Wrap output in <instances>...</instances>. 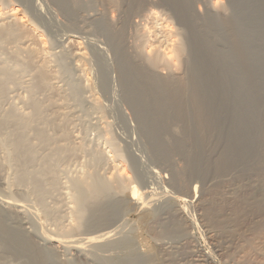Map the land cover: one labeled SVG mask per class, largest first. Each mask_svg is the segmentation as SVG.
I'll return each instance as SVG.
<instances>
[{
	"label": "rangeland",
	"instance_id": "374dc122",
	"mask_svg": "<svg viewBox=\"0 0 264 264\" xmlns=\"http://www.w3.org/2000/svg\"><path fill=\"white\" fill-rule=\"evenodd\" d=\"M0 30V264H264V0H0Z\"/></svg>",
	"mask_w": 264,
	"mask_h": 264
},
{
	"label": "bare ground",
	"instance_id": "6f19581e",
	"mask_svg": "<svg viewBox=\"0 0 264 264\" xmlns=\"http://www.w3.org/2000/svg\"><path fill=\"white\" fill-rule=\"evenodd\" d=\"M114 1V0H113ZM131 1V0H130ZM149 2V1H148ZM151 2H153V1H151ZM197 2V1H196ZM134 2H132V4H133ZM136 3V2H135ZM140 4V3H139ZM153 4V3H152ZM148 5V4H147ZM159 5V4H158ZM124 6V5H123ZM127 6V5H126ZM160 6H162L161 4H160ZM116 7V6H115ZM148 7V6H147ZM167 7V6H166ZM150 8H152V7H150ZM157 8H158V6H157ZM177 9V8H176ZM142 10V9H141ZM162 10V9H161ZM182 10V9H181ZM158 11V10H157ZM138 12V11H137ZM141 12V11H140ZM160 12V11H159ZM182 12V11H181ZM185 12V11H184ZM125 13V12H124ZM165 13V12H164ZM138 15V14H137ZM143 15V14H142ZM149 15V14H148ZM116 16V15H115ZM134 16V15H133ZM114 17V16H113ZM143 17V16H142ZM126 18H128V17H126ZM151 18V17H150ZM130 19H131V17H130ZM148 19V16H147V18H146V20ZM152 19V18H151ZM156 19V18H155ZM145 20V21H146ZM159 20V19H158ZM196 20V19H195ZM115 21V20H114ZM120 21V20H119ZM161 21V20H160ZM127 22V21H126ZM148 22V21H147ZM169 22H171V21H169ZM150 23H151V20H150ZM167 23V22H166ZM136 24V23H135ZM152 24V23H151ZM159 24V23H158ZM192 24V23H191ZM115 25V24H114ZM167 25V24H166ZM8 26H10V25H8ZM142 26V25H141ZM148 26H150V25H148ZM168 26V25H167ZM190 26V25H189ZM197 26V25H196ZM118 27V26H117ZM152 27V26H151ZM228 27H230V26H228ZM2 28V27H1ZM147 28V27H146ZM149 28V27H148ZM196 28V27H195ZM125 29V28H124ZM144 29V28H143ZM227 29V28H226ZM230 29V28H229ZM111 30V29H110ZM148 30V29H147ZM193 30V29H192ZM197 30V29H196ZM1 31V30H0ZM8 31V30H7ZM120 31V30H119ZM144 31H146V29H144ZM158 31V30H157ZM161 31V30H160ZM165 31H167V30H165ZM226 31V30H225ZM234 31V30H233ZM153 32V31H152ZM170 32V31H169ZM193 32V31H192ZM228 32V31H227ZM125 33V32H124ZM172 33V32H171ZM185 33V32H184ZM183 33V34H184ZM144 34H145V32H144ZM152 34V33H151ZM159 34V33H158ZM162 34V33H161ZM174 34V33H173ZM186 34H188V32L186 33ZM233 34H234V32H233ZM8 35V34H7ZM164 35V34H163ZM143 36H145V35H143ZM148 36V35H147ZM172 35H170V37H171ZM177 36V35H176ZM146 37V36H145ZM180 37V36H179ZM186 37V36H185ZM184 37V38H185ZM161 38V37H160ZM162 40H163V38H161ZM165 39H167V38H165ZM169 39H171V38H169ZM168 40V39H167ZM175 42V41H174ZM173 42V43H174ZM228 42V41H227ZM233 42V41H232ZM161 43V42H160ZM178 43H179V41H178ZM174 44L173 46H172V51H174V54H175V57L177 56V57H179L180 56V54L183 52L182 50H183V48H182V46L180 45V44ZM223 44V43H222ZM236 44V43H235ZM204 45V44H203ZM205 46V45H204ZM210 47V46H209ZM197 48V47H196ZM198 49V48H197ZM228 49V48H227ZM141 50H143L142 48H141ZM196 51V50H195ZM208 51V50H207ZM243 51V50H242ZM145 52V51H144ZM186 52V51H185ZM153 53V52H152ZM169 54V53H168ZM153 55V54H152ZM179 55V56H178ZM196 55V54H195ZM194 54H193V56H195ZM245 55V54H244ZM148 56V55H147ZM147 56H146V58H147ZM243 56V55H242ZM252 56H253V54H252ZM176 57V58H177ZM184 57V56H183ZM146 58H144V59H146ZM148 60H149V62L152 64V62L154 63L155 61L157 62V64H159L158 63V61L159 62H162L163 64H165V65H169L170 64V62H171V59H172V56H171V54H169V55H167V54H165V56H159L158 54H156L155 55V57H153L152 58V56L151 57H149V58H147ZM178 59V58H177ZM237 59V58H236ZM235 59V60H236ZM240 59H242V58H240ZM173 61H174V59H173ZM204 61V60H203ZM202 62V61H201ZM214 62H216V59H215V61ZM213 62V63H214ZM243 62V61H242ZM147 63V62H146ZM129 64V63H128ZM144 64H145V62H144ZM155 64V63H154ZM162 64V65H163ZM225 64H227V63H225ZM177 65V64H176ZM146 66H147V64H146ZM150 66H152V65H150ZM154 66H156V65H154ZM173 66V65H172ZM178 66H180V65H178ZM178 66H176V67H178ZM218 66V65H217ZM126 67V66H125ZM130 67V66H129ZM153 67V66H152ZM164 67H166V66H164ZM170 67V66H169ZM168 67V68H169ZM175 67V66H174ZM247 68V67H246ZM141 69H143V68H141ZM179 69V68H178ZM167 70H169V69H167ZM176 70V69H175ZM185 70V69H184ZM202 70V69H201ZM152 71V70H151ZM172 71V70H171ZM149 72V71H148ZM156 72V71H155ZM164 72V71H163ZM174 72V71H173ZM172 72V73H173ZM175 72H177V71H175ZM264 72V71H263ZM138 73V72H137ZM139 73H140V71H139ZM158 73H160V72H158ZM162 73V72H161ZM190 73V72H189ZM136 74V73H135ZM152 74V73H151ZM166 74H168V73H166ZM203 74H204V72H203ZM124 75V74H123ZM130 75V74H129ZM146 75V74H145ZM181 75V74H180ZM182 75H183V73H182ZM141 76V75H140ZM171 76V75H170ZM174 76V75H173ZM190 76V75H189ZM159 77V76H158ZM163 77V76H162ZM149 78V77H148ZM154 78V77H153ZM155 78H157L156 76H155ZM164 78V79H163ZM162 79L163 80H165V83H167L166 81H169L170 79L167 77V76H165V77H163ZM190 78V77H189ZM132 79V78H131ZM173 79V78H172ZM135 80V79H134ZM148 80V79H147ZM173 80H175V79H173ZM184 80V79H183ZM255 80V79H254ZM131 81V80H130ZM172 81V80H171ZM177 81H178V79H177ZM140 82V81H139ZM145 82H146V80H145ZM144 82V83H145ZM181 83L180 84H182V83H184V81H180ZM188 82V81H187ZM261 82V81H260ZM151 83V82H150ZM164 83V84H165ZM174 83V82H173ZM179 84V83H178ZM223 84V83H222ZM133 85V84H132ZM143 85V84H142ZM142 85H141V87H142ZM157 85V84H156ZM166 85V84H165ZM170 85V84H169ZM235 85H237V84H235ZM153 86V85H152ZM176 86V85H175ZM184 86V85H183ZM239 86V85H238ZM154 87V86H153ZM166 87V86H165ZM164 87V88H165ZM177 87V86H176ZM182 87V86H181ZM188 87V86H187ZM197 87V86H196ZM242 86L240 85V88H241ZM240 88H238L239 90H242V89H240ZM142 89V88H141ZM148 89V88H147ZM146 89V90H147ZM158 89V88H157ZM167 89V88H166ZM237 89V90H238ZM133 90V89H132ZM236 90V91H237ZM131 91V90H130ZM151 92H152V90H150ZM202 91V90H201ZM232 91H234V90H232ZM244 91V90H243ZM159 92V91H158ZM157 92V93H158ZM176 92V91H175ZM187 92V91H186ZM240 92H242V91H240ZM166 93H168V92H166ZM192 93V92H191ZM198 93V92H197ZM238 93V92H237ZM130 94V93H129ZM165 94V93H164ZM179 94V93H178ZM205 94V93H204ZM234 94H236V93H234ZM140 95V94H139ZM174 95V94H173ZM187 95H189V94H187ZM239 95V94H238ZM242 95H243V93H242ZM137 96V95H136ZM145 96V95H144ZM169 96V95H168ZM199 96V95H198ZM197 95H196V97H198ZM218 96V95H217ZM170 97H172V96H170ZM169 97V98H170ZM202 97V96H201ZM139 98V97H138ZM149 98V97H148ZM181 98V97H180ZM215 98H216V96H215ZM140 99V98H139ZM150 99V98H149ZM198 99V98H197ZM217 99H218V97H217ZM220 99V98H219ZM143 100V99H142ZM159 101H160V99H158ZM171 100V99H170ZM174 100V99H173ZM209 100V99H208ZM207 100V101H208ZM137 101V100H136ZM148 101V100H147ZM152 101V100H151ZM153 101H155V100H153ZM176 101V100H175ZM187 101V100H186ZM185 101V102H186ZM205 101V100H204ZM203 101V102H204ZM178 102V101H177ZM191 102V101H190ZM202 102V101H201ZM140 103V102H139ZM138 103V104H139ZM149 103V102H148ZM151 103V102H150ZM169 103V102H168ZM179 103V102H178ZM189 103V102H188ZM193 103V102H192ZM141 104V103H140ZM142 104H143V102H142ZM146 104V103H145ZM173 104H175V103H173ZM179 104H181L182 105V102L181 103H179ZM191 104V103H190ZM209 104V103H208ZM257 104V103H256ZM152 105H155V104H152ZM164 105V104H163ZM163 105L161 106V107H163ZM166 105V104H165ZM189 105V104H188ZM202 105V104H201ZM200 105V106H201ZM238 105V104H237ZM151 106V105H150ZM171 106H172V104H171ZM175 106V105H174ZM183 106V105H182ZM181 106V107H182ZM196 106V105H195ZM199 106V107H200ZM209 106H211L210 104H209ZM142 107V106H141ZM145 107V106H144ZM178 107V106H177ZM205 107H206V105H205ZM146 108V107H145ZM179 108V107H178ZM187 108V107H186ZM189 108V107H188ZM204 108V107H203ZM220 108V107H219ZM218 108V109H219ZM226 108V107H225ZM144 109V108H143ZM170 109V108H169ZM173 108H171V110H172ZM177 109V108H176ZM182 109H184V107L182 108ZM191 109V108H190ZM207 109H209V108H207ZM237 109V108H236ZM150 110H152V109H150ZM162 110V109H161ZM165 110V109H164ZM210 110H212V109H210ZM210 110H208V112L205 110H203V111H201V112H198V113H196L197 114V116H195V117H199V119L197 120V121H199L200 119H201V121L203 120V125L205 126V121L208 119L207 117H209L208 115H211V111ZM154 111V110H153ZM190 111V110H189ZM188 111V112H189ZM210 111V112H209ZM233 112H234V110H232ZM167 112H169L168 110L166 111V113ZM179 112V111H178ZM236 112H238L237 110H236ZM153 113V112H152ZM235 114V113H234ZM251 114V113H250ZM139 115V114H138ZM173 115V114H172ZM180 115H182V114H180ZM238 116L240 115V116H242L241 115V113L240 114H237ZM144 116V115H143ZM150 116V115H149ZM221 116V115H220ZM234 116V115H233ZM232 116V117H233ZM185 117V116H184ZM212 117H214V116H212ZM227 119H228V115L226 114V116H225ZM182 118V117H181ZM223 118V117H222ZM237 117H235V119H236ZM188 119V118H187ZM191 119V118H190ZM219 119H221V118H219ZM227 119H224V120H227ZM231 119H233V118H231ZM158 120V119H157ZM177 120V119H176ZM179 120V119H178ZM218 120V119H217ZM212 121V120H211ZM220 121V120H219ZM232 121V120H231ZM236 121V120H235ZM233 122V124H236L237 122ZM196 122V121H195ZM188 123V122H187ZM190 123V122H189ZM239 123V122H238ZM197 124H200V123H197ZM200 125L198 128H200L201 130H206L205 129V127L203 126V125ZM172 125V124H171ZM186 125V124H185ZM196 125V124H195ZM157 126V125H156ZM211 126V125H210ZM230 126V125H229ZM147 127V126H146ZM169 127V126H168ZM235 128L237 127V126H234ZM167 128V127H166ZM197 128V129H198ZM207 128H208V126H207ZM210 128V127H209ZM199 129V130H200ZM244 129V128H243ZM221 130V129H220ZM155 131V130H154ZM187 131V130H186ZM185 130H184V132H186ZM207 131V130H206ZM194 132V131H193ZM213 132V131H212ZM170 133V132H169ZM168 133V134H169ZM211 133V132H210ZM229 133V132H228ZM150 134H152V133H150ZM161 134V133H160ZM184 135H186V134H184ZM189 135V134H188ZM225 135V134H224ZM227 135V134H226ZM222 136V135H221ZM210 137V136H209ZM220 137V136H219ZM218 137V138H219ZM202 138V137H201ZM206 138V137H205ZM216 138V137H215ZM226 138V137H225ZM224 138V139H225ZM166 140V139H165ZM211 140V139H210ZM234 141V140H233ZM156 142V141H155ZM161 142V141H160ZM172 142V141H171ZM248 142V141H247ZM162 143H164V142H162ZM231 144V143H230ZM244 144V143H243ZM165 145V144H164ZM173 145V144H172ZM202 145V144H201ZM228 152V151H227ZM235 158V157H234ZM219 167V166H218ZM221 168V167H220ZM180 176V175H179ZM183 177V176H182ZM176 179V178H175ZM182 179V178H181ZM119 184V183H118ZM122 185V184H121ZM118 186H120V185H118ZM97 187H99V186H97ZM102 187V186H101ZM121 187H123V186H121ZM85 189V188H84ZM87 189H89V190H95V191H97V192H93L92 193V191H91V193H90V196L91 195H95V196H97V195H101V194H99L101 191H99L98 189H96V187L93 185V184H88L87 185ZM84 191V190H83ZM99 191V192H98ZM88 193V192H87ZM102 193V192H101ZM136 193V189H134V194ZM146 193V192H145ZM82 195H84V194H82ZM86 195H84L83 196V198L85 197ZM88 196V195H87ZM97 197H99V196H97ZM88 198V197H87ZM92 198H93V196H92ZM92 198H90V199H92ZM96 197H94V199H95ZM132 198H134V197H132ZM97 199V198H96ZM83 200H85V199H83ZM87 201V200H86ZM91 201V200H90ZM89 202V201H88ZM100 202V201H99ZM10 203V202H9ZM12 204V203H11ZM14 204H16V203H14ZM85 204V203H84ZM93 204H94V202H93ZM16 205H18V203L16 204ZM20 206V205H19ZM103 207H105V206H103ZM101 208V207H100ZM18 209H19V207H18ZM95 209V208H94ZM93 210V209H92ZM97 210H100V209H97ZM97 210H96V212H97ZM105 211V210H104ZM99 212V211H98ZM95 213V212H94ZM101 213H103V212H101ZM100 213V214H101ZM111 215V214H110ZM109 216V215H108ZM77 220H79V219H77ZM81 223V222H80ZM77 225H79V224H77ZM95 225V224H94ZM103 225V224H102ZM82 226V225H81ZM80 226V227H81ZM96 228V227H95ZM101 228V227H100ZM76 229V228H75ZM88 229V228H87ZM99 229V228H98ZM98 232V231H97ZM94 233V232H93ZM96 233V232H95ZM97 234V233H96ZM107 234H109L108 233V231H103V232H101L100 234H97V235H94V236H90V237H87L86 238V240H84V241H87V242H96V240H99V239H101V238H103L104 236H106ZM45 241L47 242V243H54V244H56L57 246L61 243L60 242V240L58 239V238H54V237H47V238H45ZM83 241V242H84ZM45 242V243H46ZM83 242H82V240H73L72 241V244H69V246L72 248V249H74V250H80V248L82 247V246H80L81 244H83ZM44 243V244H45ZM85 243V242H84ZM61 245V244H60ZM65 246V244L63 245V247ZM69 247V248H70ZM65 248V247H64ZM67 248V247H66ZM218 248V247H217ZM216 248V249H217ZM221 249V248H220ZM82 251V250H81ZM215 251H217V250H215ZM80 252V251H79ZM78 252V253H79ZM209 253H211V252H209ZM208 252L207 253H205L204 255H203V257L206 259V260H209L211 257H210V255H212V254H209ZM77 254V253H76ZM84 254V253H83ZM200 256V255H199ZM202 256V255H201ZM88 259V258H87ZM196 260V259H195ZM134 262V261H133ZM209 262H211V261H209ZM195 263V262H194Z\"/></svg>",
	"mask_w": 264,
	"mask_h": 264
}]
</instances>
